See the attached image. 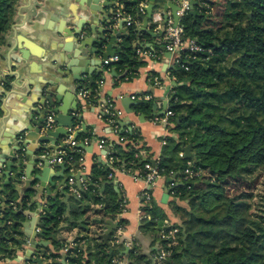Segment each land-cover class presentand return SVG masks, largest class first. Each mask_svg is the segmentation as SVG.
I'll use <instances>...</instances> for the list:
<instances>
[{
    "label": "trees",
    "instance_id": "trees-1",
    "mask_svg": "<svg viewBox=\"0 0 264 264\" xmlns=\"http://www.w3.org/2000/svg\"><path fill=\"white\" fill-rule=\"evenodd\" d=\"M19 1L0 0V49L7 44ZM190 1L196 2V14L186 12L180 25L186 37L196 40L211 53H195L191 58L182 56L172 70L177 82L172 93L170 111L174 116L170 125L177 138L166 140L162 156L156 162L151 155L138 156L142 148L136 144L140 139L137 132L121 130L117 120L119 134L128 143L122 146L112 142L108 157L114 159L115 167L128 173L139 171L144 176L145 165L149 163L167 180L175 177V181L167 182L169 193L186 206H179L177 201L172 203V208L182 214L180 223H174L179 230L178 244L169 250L162 264H264V223L249 215L250 205L243 201L247 197L245 194L235 198L225 195L227 185H239L245 175L256 168H264V0H225L223 5L211 0ZM141 3L148 4V1L119 2L133 22H124L127 35L121 43L122 49L116 53L118 60L106 69L123 73V80L135 78L145 64L138 51L151 52L141 43L148 36L141 29L146 16V10L145 14L140 12ZM216 6L222 8L218 15L220 23L212 20L211 7ZM162 48L165 46L161 43L154 52H161ZM89 92L92 105L96 103L98 88L93 85ZM153 106L150 101L134 109L147 114L152 112ZM189 145L192 158H186L184 153ZM78 150H66L65 161L72 162V166L64 164L69 171L80 169L82 156ZM188 163L194 171L200 170L207 175L194 181L184 180ZM111 173L109 167L97 163L87 180V190L76 200V210L72 208L67 214L66 204H59L58 207L50 206V211L43 215L44 237L53 241L57 251H62L65 245L54 238V233L67 215L88 212L89 206L81 209L84 201L102 204L103 208L97 213H103V217L122 213L114 186L107 184L103 191L99 188L111 181ZM13 203L14 200L8 201V207L0 208V247L6 249L15 244V236L19 234L21 215L12 216ZM149 212L152 219L143 224L146 230L160 226V222L163 224L167 219L155 204ZM124 223L120 221L121 225ZM92 241L95 245L86 251L79 247L70 249L65 257L67 263L112 264L119 251L112 250L102 236ZM12 253L0 249V255ZM46 257L52 260L48 264H62L58 259L63 254L50 253ZM130 264H150V261L133 253Z\"/></svg>",
    "mask_w": 264,
    "mask_h": 264
},
{
    "label": "crops",
    "instance_id": "crops-1",
    "mask_svg": "<svg viewBox=\"0 0 264 264\" xmlns=\"http://www.w3.org/2000/svg\"><path fill=\"white\" fill-rule=\"evenodd\" d=\"M111 1L116 9L119 3L115 0ZM169 1L181 6V0ZM211 1L216 2V0ZM163 6L162 0H156L154 14L149 20V24L145 26V18L142 20L141 29L146 31L148 36L143 38L141 43L145 44V47L149 48L151 52L142 56L145 64L139 69V74L131 80H123V73H116L106 67L102 69L90 64V60L92 62L95 60L92 57L93 50H106L107 45L101 46L96 43L102 36L100 29L106 25L99 23V18L95 20L94 27L87 25L91 22L89 21L91 15L88 17L80 12L74 14L73 8L77 7L75 0H20L15 23L7 37V44L0 49V148L4 147L3 150H0V158L3 157L6 162L11 163L10 168L5 165L0 171V177L3 178L0 180V196L6 200L12 198L14 200L12 206L15 211L19 210L18 202L23 198H28L23 200L28 201L26 205H30L34 201L42 204L54 203V200L48 199L47 188L53 194H57L55 199L60 202L65 197L58 189L51 186L49 180L51 179L58 186L66 176L69 179L72 175L80 173L79 169H74L73 174L65 166L63 171L60 168L63 165H59L55 172H61V176H52L54 166L50 161L59 155L61 146L67 137L57 143V149L50 155L43 151L44 147L50 146L49 144H39L37 145L40 146L39 149L36 145H28L27 148L31 149L32 155H27L23 145L18 143L19 138L28 134L26 129L31 126L28 109L35 100V93L43 91V87L47 86L60 97L59 106L61 108L73 109L76 106V110L70 112V115L82 117V121H77L75 127L72 128L75 130L73 137L78 142V152L82 156L80 159H82L84 169L81 174L86 176V179L82 178L78 182L76 179L74 180V186L80 194L78 197L76 196V199L81 197L83 190H87V180L92 168L97 163H101L112 170L110 176L113 177H109L111 181L99 188H102L103 191L107 184L113 185L115 190L118 188L116 192L122 208V213L119 215L103 217V213H97L103 208V205L90 201V205H88L90 209L86 213L89 215L88 219L81 223L71 221V216L67 215L54 233V238L66 246L72 245L70 247L72 250L76 248L74 247L76 244L77 247L86 251L95 245L92 241L94 238L103 237L108 229L107 221H111L114 228L110 233L112 236L109 245L112 250L119 251L117 256L122 259V264H130L133 253L145 256L150 264H153L154 256L160 246L158 234L162 224L160 222V226L147 230L143 228V224L152 219L151 214V219H144L141 216V211L145 210L141 194L147 188L146 183L134 180V173L138 174L139 171L128 173L124 169L109 165L108 155L111 152V144L119 142V138L122 136L119 134L120 126H118V132L115 133L105 118L100 115L103 113V108L110 104L113 105L114 109L120 113L118 119L121 123V130L137 132L140 139L136 144L145 152V155L142 156L145 158L151 155L153 160L160 159L166 140L177 138L176 133L171 131L170 123L167 125L164 122L154 121L156 117L161 118L170 110L173 101V87L177 82L176 77L172 74V70L175 68L173 56L164 51V48L161 52H154L156 51L155 47L161 44L162 39ZM214 8L211 7V13ZM105 11L109 13L110 8H105ZM158 14L161 16V22L155 21V16ZM167 15L169 21L174 22L170 8H168ZM111 19L110 28L112 29L118 28L120 23L124 22L120 21L114 27L115 15L111 16ZM84 22L87 26H84L81 34L75 36L74 28H77L79 24L83 25ZM121 30L123 33L114 44L117 47L116 52L122 49L121 43L127 35L126 26L120 29V33ZM114 46L111 50H114ZM112 58L114 57L109 59ZM88 70L94 71L92 74H82L83 71L87 72ZM78 76L81 77V81L74 80V77ZM155 78L160 81V85H155ZM93 85L98 88L96 103L83 104L79 92L92 90ZM127 98H130L129 104L124 101ZM150 101L154 103L152 112L145 114L134 109L138 104ZM44 108L38 104L36 111L41 112ZM39 118L40 116L36 115L34 121ZM84 124L86 131L80 132ZM18 131L20 132L17 133ZM76 134L78 135L76 136ZM16 135H19V138H16ZM102 139L107 141L105 149L99 147V141ZM127 143L126 140L121 145L126 146ZM19 148L20 150H18ZM47 157L50 158L48 162L51 164V170L42 183L36 179V176L40 174L39 169L44 166V162L37 161V159ZM9 169L10 171H8ZM8 172H10V177L3 176L4 173L9 174ZM206 175L207 173L204 172L202 176ZM36 189L40 192H36ZM65 192L74 195L69 183ZM152 197L153 204L164 212L168 220L172 223H180V217L173 214L172 208V203H176V201L179 203V201L173 194L170 195L166 178L160 180L156 188L152 190ZM72 208L76 210V200L74 199L69 201L67 214ZM30 210L35 211L36 206L33 205ZM19 220V234L15 237L19 240H26L28 233L22 226V223L25 222L24 216L21 215ZM102 220H104L103 223ZM122 220L125 221L123 225L120 224ZM120 226L124 227V231L118 237V242L115 243L114 239L118 236L117 229ZM30 230L32 231L33 228ZM39 231L40 228L37 229V232ZM48 240L43 237L37 238L38 242L46 243L45 247L39 248L44 250V255L39 256L42 262L44 264L52 263V260L46 257L52 253L63 254V257H60L58 261L68 264L65 259L67 253L64 250L57 251L53 241ZM11 245L15 247L14 252L10 256H3L0 264H26L25 262L16 263V260L24 256L28 246L26 245L23 249L17 247L16 244ZM86 255L87 252L84 253L85 257Z\"/></svg>",
    "mask_w": 264,
    "mask_h": 264
},
{
    "label": "water",
    "instance_id": "water-1",
    "mask_svg": "<svg viewBox=\"0 0 264 264\" xmlns=\"http://www.w3.org/2000/svg\"><path fill=\"white\" fill-rule=\"evenodd\" d=\"M120 1L121 0H115V2H118V3ZM155 1L156 0H148V4L146 7V16L144 17L145 26L149 24V20L152 19L153 17L154 10H155ZM162 1L164 4L163 10H162V14L164 15V24L162 26L161 35H163L166 29V25L169 20V17L167 15L168 8L172 10V16L174 18V25H179L180 19H181V16L178 15V13L181 10L180 5H175L169 0H162ZM75 2H76L77 7L73 8L74 14L76 12H80L82 15H86L88 17L91 15L89 19V21L91 22H89V24L87 25L94 27V25H96L95 20H97L98 18H99V23H104V25H106L105 27L100 29V33L102 34V36L100 37V40L96 41L98 45H101V46L107 45L106 50L105 51L96 50V49L93 50L92 57H94L95 60L94 62L90 60L91 62L90 64H94L95 66H98L103 69L104 67H106L105 61L108 60L110 57L116 56L117 52L115 50L117 47L114 46V44L117 42V39H119L121 37V34L123 33V30H121V33L119 31L120 29H122L124 22H121L118 28L116 29L110 28L112 24L111 16H114V13H115L114 4H112L111 0H75ZM195 5H196V2L192 1L191 6H190V12L193 15L196 14ZM105 8H110L109 13L105 11ZM85 24L86 23L84 22L83 25L79 24L77 25V28H74L75 36L82 33L84 26H87ZM113 46H114V50H111ZM164 51H166L165 48H164ZM169 55L172 56L171 54ZM93 69H96V68H93ZM93 71L94 70H88L87 72L83 71L82 74H88V73L92 74ZM74 80L81 81L82 79L80 76H78V77H74ZM35 96H36L35 100H33V102L30 104L29 109H28L30 113L29 119L31 122L30 124L31 126L26 129L28 134H25L24 136H22L21 139L19 138V135H16L15 137L19 138L18 143L19 145H23V148L26 150L27 155H32L31 149L27 148V146L31 144L36 145V147H38L37 149L40 148V146H37L39 144H49L50 146L44 147L43 151L50 155L55 149H57L58 147L56 146L57 143L61 139L69 135V131L75 127L76 122L82 121V117L81 116L74 117L73 115H70V112H74L76 110V106L73 109L61 108L59 106L61 102L60 97L55 94V91L47 88V86L43 87V91L41 90L40 92H36ZM124 101L126 102V104H129L130 98L124 99ZM38 104L45 107L43 111L41 112L36 111V106ZM128 112L130 113V111ZM51 113L55 115L54 119H55V123L57 124V128L55 130L43 131V125L45 122L46 115L51 114ZM35 114L40 116V118L37 121H34V118L36 116ZM180 121L181 120L179 118L177 120V123L179 124ZM85 131H86V125L84 124L82 131L80 132H85ZM19 132L20 131H18L17 133ZM80 132H77V133L79 134ZM78 134H76V136ZM2 146H5V145H2ZM3 148H0V150H3ZM18 150H20V148ZM184 153H185L186 158L193 157L191 153L190 145L184 148ZM57 157L58 155L55 158ZM49 159H50L49 157L37 159V161L44 162V166H42V168L39 169L40 174L36 176V179L42 183L45 181V179L47 178L48 172L51 170V167H50L51 164L48 162ZM5 165L7 168H10L11 163L6 162L5 158L1 157L0 158V171H2ZM53 166H54V169L52 170V176L53 177L61 176V172H55V169H57L59 165H53ZM60 168L64 171L65 167L63 165V166H60ZM8 171H10V169ZM8 173L9 174L4 173L3 176L10 177V172ZM72 177L76 179L77 182L80 181L82 178L86 179V176L82 175L81 173H77L74 176L72 175ZM2 179L3 178L0 177V180ZM174 179L175 177L167 180V182L171 183L174 181ZM68 181L69 179L66 176L65 178H63L60 184L56 186V184L52 182L51 179L49 180V183L51 184V186L55 189H58L59 192L65 197V199L60 202L56 201L55 199L57 194L55 193L53 194L49 188L46 189L48 193V199L54 200V203L42 204L41 202L37 203L36 201H34L32 202V204L25 206V203L22 204V202H25L26 200L25 201L23 200L28 199V198H23L21 199V201L18 202L20 205L19 210L12 212V216L13 215L24 216L25 222L22 223V226L25 229L24 231L28 233V236L26 240H19L18 238L15 237L14 243L16 244L17 247H21L23 249L27 245L28 249L25 251L24 256L19 257L18 260H16V263L25 262L26 264H44L42 262V259L39 258V256L44 255V250L39 249V248L45 247L46 243L37 241L38 237H43L44 239L49 241L48 238L44 237L45 225L42 223L43 215L50 211L49 210L50 206L58 207L59 204H66L69 209V201L71 199L77 200L75 195H71L65 192L68 187ZM117 189L118 188H116V190ZM36 192H40V190L36 189ZM0 201H1L0 208H4V207H8L7 206L8 201L12 202L13 199L10 198L6 200L5 198L0 196ZM33 205L36 206V210L32 212L30 209L33 207ZM107 224H108V229L104 233L103 239L105 243L109 245L108 236L114 227H112L113 223L111 221H107ZM32 228L33 230L31 231L30 229ZM38 228H40L39 232H37ZM0 249L4 252L5 251L14 252L15 247L10 245V248L8 249L4 247H0ZM2 259H3V255H0V261H2Z\"/></svg>",
    "mask_w": 264,
    "mask_h": 264
},
{
    "label": "built area",
    "instance_id": "built-area-1",
    "mask_svg": "<svg viewBox=\"0 0 264 264\" xmlns=\"http://www.w3.org/2000/svg\"><path fill=\"white\" fill-rule=\"evenodd\" d=\"M191 2L192 1L190 0H181V10L178 13L179 16L182 17L186 12L190 11ZM146 7H147V3L140 4L139 8L142 14H145ZM114 15H115L114 27H116L120 21L128 22L129 24L133 22L132 17L130 15H127L124 12V6L121 4H118V6L116 7ZM161 20L162 19L159 14L155 16L156 22H161ZM161 43L165 46L166 51L173 56L174 64L178 63L179 59L182 56L191 58V54L205 53V52L211 53V51L205 50L196 40L186 37L184 28L180 24L174 25V22H172L171 20L170 21L168 20L166 29L162 35ZM185 53H189V55H184ZM138 54L140 56H144L148 54V52L144 50H139ZM117 60H118V57L114 56V58L106 60L105 65L107 66L110 63L115 62ZM154 83L155 85L161 84L157 78L154 79ZM79 96H80V99L84 102L83 104H90L91 94L89 91L81 90L79 92ZM133 99L136 100L135 97H133ZM102 111L103 113L100 116L102 118L106 117L105 121L107 122V124L110 125L111 128L114 129L115 133H117L118 128H119L117 125V120H119L118 118H120V113L117 112V110L114 109L113 105L111 104L110 106L103 108ZM173 116H174L173 112L168 110L163 117L161 118L156 117L154 121L164 122L165 124L168 125ZM54 117L55 115L53 113L46 115L45 123L43 126V131L56 129V123H55ZM74 131L75 130L73 129L69 131V135L67 136L66 140L63 142V146L59 152L58 157L50 161L53 165H64L66 163L67 165L72 166V162L70 160L65 161V157L67 156V151H66L67 149L74 151L77 148L78 142L73 137ZM125 141H126L125 138L123 137L119 138V143L123 144V142L125 143ZM106 144H107V141L104 139L99 141L100 148L105 149ZM144 155H145V152L141 150L138 156H144ZM108 161H109L110 166L111 165L114 166L113 158H108ZM155 161L157 162L159 161V159ZM79 166H80L79 170L81 173L84 169L82 166V159L79 160ZM145 170H146V173L144 176H142L141 173H138V174L134 173L135 176L133 177L135 181H144L146 183L147 188L141 194L142 202L145 206L144 208L145 210L141 211V216L144 219H151L149 210H151L154 205L153 197H152V190L156 188L160 180H164L166 177L162 176L159 173L156 166H153L152 164H149V163L146 164ZM70 172L74 174V168H71ZM203 173L204 172L200 170L194 171L192 169L191 163H188V166L183 173L184 175L183 178L186 181H194L197 178L201 177ZM109 177L112 178L113 176H109ZM74 180L75 179L71 176L69 178L68 183L71 186L72 194L78 197L80 194H79V191L74 186L75 185ZM117 231H118V236H116L114 239L115 243L118 242V237L124 231V227L123 226L118 227ZM178 232L179 230L177 229V227L174 226V223H172L170 220L166 219L163 221L160 233L158 234L160 246L157 250V253L154 256L153 264H162L166 260L167 256L169 255V250L177 246ZM70 247H72V245L71 246L65 245L63 249L64 252L67 253L71 249ZM74 247H77V245L74 244ZM112 264H122V259L117 256L112 260Z\"/></svg>",
    "mask_w": 264,
    "mask_h": 264
},
{
    "label": "rangeland",
    "instance_id": "rangeland-1",
    "mask_svg": "<svg viewBox=\"0 0 264 264\" xmlns=\"http://www.w3.org/2000/svg\"><path fill=\"white\" fill-rule=\"evenodd\" d=\"M217 5H223L225 0H216ZM222 12V8L220 6H216L211 15L213 16L212 20L215 23H220V17L218 16ZM218 25V24H216ZM245 194L247 197L243 198V201L247 202L250 205V212L252 218L255 220H259L264 223V168L259 167L252 171L251 174L245 175L240 184L231 183L225 187V195L229 198H235ZM184 202L179 201L178 205L181 207L186 206ZM90 205L88 201H84L83 207L84 210L86 206ZM185 208V207H184ZM201 211V210H199ZM203 214V212H201ZM173 214L176 217H181L182 214L173 209ZM89 217L86 213H76L72 214L70 220L78 221L83 223V221L87 220ZM184 218V217H182ZM177 224V223H175Z\"/></svg>",
    "mask_w": 264,
    "mask_h": 264
}]
</instances>
